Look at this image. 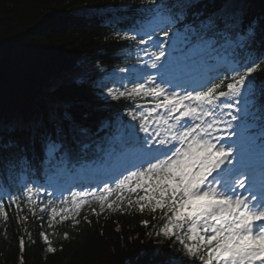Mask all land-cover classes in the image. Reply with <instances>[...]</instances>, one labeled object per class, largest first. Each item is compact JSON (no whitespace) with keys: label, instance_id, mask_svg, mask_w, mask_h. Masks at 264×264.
I'll use <instances>...</instances> for the list:
<instances>
[{"label":"snow or ice","instance_id":"6c2138e0","mask_svg":"<svg viewBox=\"0 0 264 264\" xmlns=\"http://www.w3.org/2000/svg\"><path fill=\"white\" fill-rule=\"evenodd\" d=\"M141 2L152 6L147 11L156 15L150 24L160 28L161 38H154L156 27L144 31L135 26L117 30L114 38L142 46L137 53L147 58L142 66L155 73L144 71L132 80L108 74L111 87L94 82L100 100H125L130 105L123 116L132 123L119 118L121 150H110L102 166L114 183L73 192L70 202L63 197L59 203L43 199L45 193L54 196V191L24 183L16 193L0 191V220L6 225L13 207L18 224H26L29 214L40 220V237L46 251L54 253L49 237L56 235L55 228L66 222L77 228L85 207L97 217L105 211L147 212L152 220L162 222L153 225L148 235L170 241L187 260L264 264V143L257 159L256 148L244 135L248 127L244 117L258 115L264 125V104L256 103L254 93V74L264 70V15L257 21L242 0L225 3L213 13L200 10L194 0H183L174 6V13L162 17L163 5L157 0ZM178 36L179 48L172 39ZM169 39L172 43L166 47ZM257 40L259 54L253 50ZM219 67L226 70L220 73ZM63 118L69 122L67 128L57 124L53 132L39 135L40 148L50 159L58 154L63 159L71 150L70 140L80 143L82 151L91 147L83 142L90 129L76 124L67 111ZM107 127L104 122L98 131ZM35 149V138L24 144L5 139L0 144V164L23 171L26 153L35 154ZM45 213L51 231L43 230ZM83 220L91 223L87 214ZM141 224L147 228L149 221ZM25 233L31 239L27 229ZM63 238L70 239L68 232ZM19 247L23 253V236ZM152 255L166 257L161 264H187L162 249H153Z\"/></svg>","mask_w":264,"mask_h":264},{"label":"trees","instance_id":"16d2710c","mask_svg":"<svg viewBox=\"0 0 264 264\" xmlns=\"http://www.w3.org/2000/svg\"><path fill=\"white\" fill-rule=\"evenodd\" d=\"M160 2L169 3L175 12L174 6L183 0ZM194 2L200 10L213 13L232 0ZM242 2L257 21L264 15V0ZM145 5L141 0H0V144L5 139L24 144L35 138V154L26 153L34 163L43 153L39 135L53 132L57 124L68 127L63 111L76 124L89 128L90 135L102 121L116 117L128 101L105 103L98 98L94 82L104 81L111 87L108 74L122 77L119 70L128 62L130 43L115 39L114 33L126 19L139 17ZM253 49L259 54V40ZM254 75L258 102L264 104V70ZM69 143L74 151L78 142ZM15 213L16 209L8 210L7 224L0 225V264H21V256L22 264H161L166 257L153 256V249H162L187 264H199L175 251L170 241L149 236L153 225L162 222L152 220L147 212L105 211L97 217L87 207L78 217L77 228L68 223L55 228L56 235L49 237L54 253L46 251L40 237L41 221L29 214L27 223L21 225ZM85 214L90 224L84 222ZM142 220L149 221L147 228ZM43 230L51 231L45 218ZM65 232L70 239L63 238Z\"/></svg>","mask_w":264,"mask_h":264}]
</instances>
